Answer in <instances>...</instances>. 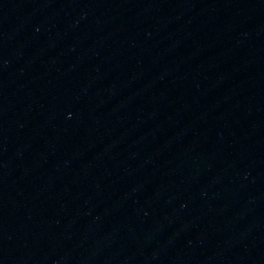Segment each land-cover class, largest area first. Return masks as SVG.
Wrapping results in <instances>:
<instances>
[{"label": "water", "instance_id": "obj_1", "mask_svg": "<svg viewBox=\"0 0 264 264\" xmlns=\"http://www.w3.org/2000/svg\"><path fill=\"white\" fill-rule=\"evenodd\" d=\"M0 264H264V0H0Z\"/></svg>", "mask_w": 264, "mask_h": 264}]
</instances>
